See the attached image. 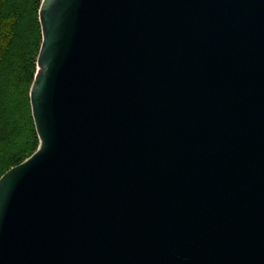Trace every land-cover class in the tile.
Returning a JSON list of instances; mask_svg holds the SVG:
<instances>
[{
	"label": "water",
	"instance_id": "1",
	"mask_svg": "<svg viewBox=\"0 0 264 264\" xmlns=\"http://www.w3.org/2000/svg\"><path fill=\"white\" fill-rule=\"evenodd\" d=\"M38 149L0 177V264H264V0H42Z\"/></svg>",
	"mask_w": 264,
	"mask_h": 264
},
{
	"label": "trees",
	"instance_id": "2",
	"mask_svg": "<svg viewBox=\"0 0 264 264\" xmlns=\"http://www.w3.org/2000/svg\"><path fill=\"white\" fill-rule=\"evenodd\" d=\"M42 0H0V177L39 147L31 87L43 36Z\"/></svg>",
	"mask_w": 264,
	"mask_h": 264
}]
</instances>
